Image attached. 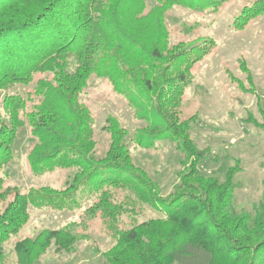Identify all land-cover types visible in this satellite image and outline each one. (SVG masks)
Listing matches in <instances>:
<instances>
[{
    "label": "trees",
    "instance_id": "obj_1",
    "mask_svg": "<svg viewBox=\"0 0 264 264\" xmlns=\"http://www.w3.org/2000/svg\"><path fill=\"white\" fill-rule=\"evenodd\" d=\"M155 1L148 9L146 0H0V90L29 84L37 73L52 75L39 78L28 99L6 92L2 100L0 264L8 262L6 244L29 221L30 204L81 207L82 200L71 196L85 189L98 194L87 213L100 211L106 230L117 239L104 252L110 264H264V190L254 213L236 214L235 177L242 167L230 166L224 180L202 174L200 164L209 150L195 145L190 120L180 122L175 112L190 82V69L210 53L214 41L170 46L166 14L176 5L217 12L229 0ZM263 14L264 0H254L242 8L234 25L243 30ZM192 52L196 57L191 60ZM183 63L184 70L171 71ZM93 75L130 95L140 110L138 116L149 127L136 133V144L150 148L169 139L185 152L181 184L169 198L160 195L156 182L134 162L129 132L118 119H107L110 146L104 156H95L93 117L80 100ZM260 113L264 118V107ZM254 124L264 129V121ZM26 125L34 141L28 153L33 173L76 168L65 189L45 186L24 192L16 185L5 186L14 142ZM117 190L126 191L122 201L115 198ZM61 194L70 198L69 204ZM134 200L164 215L118 228L120 215L135 213ZM78 239L70 228H46L36 237L18 239L13 253L17 264H34L52 244L59 252H72Z\"/></svg>",
    "mask_w": 264,
    "mask_h": 264
},
{
    "label": "rangeland",
    "instance_id": "obj_2",
    "mask_svg": "<svg viewBox=\"0 0 264 264\" xmlns=\"http://www.w3.org/2000/svg\"><path fill=\"white\" fill-rule=\"evenodd\" d=\"M146 2L148 9L156 3L155 0ZM252 2L254 0H229L217 12H198L176 5L166 14L170 46L179 43L205 46V40L214 41L210 53L190 69V82L175 112L180 122L190 120L189 134L195 145L209 150L207 159L200 164L202 174L218 175L224 180L230 166L239 164L242 167L235 177L233 211L236 214L254 213L264 190V129L254 124L256 119L264 121L260 113V108L264 107V14L252 19L243 30L234 25L242 8ZM189 57L195 59L196 53L192 52ZM185 65H180L178 70L172 66L171 71L175 74L184 70ZM51 76V73H37L29 84L0 90L1 112L4 113L2 100L6 92L28 99L39 78ZM33 97L38 101V96ZM147 98L145 96L143 100ZM80 100L93 117L97 158L104 156L110 146L111 136L104 126L109 117H114L129 132V148L134 162L156 182L160 195L169 198L177 191L187 156L176 142L169 139L158 140L150 148L136 144L133 139L136 133L149 126L138 116L140 110L131 103L130 95L116 91L107 78L93 75L81 92ZM31 104L28 101V109ZM33 145L31 128L26 125L18 131L14 142L15 157L7 168L5 186L16 185L24 192L45 186L65 189L73 181L76 168H57L40 175L33 173L28 160ZM86 190H79L71 196L82 200L81 207H35L30 204L29 221L5 246L6 264H17L13 247L18 239L36 237L46 228L64 227L79 236L73 251L59 252L52 244L34 264H110L104 252L115 245L117 239L106 230L108 223L100 211L95 215L87 213L86 209L98 201V194ZM125 192L117 190L115 198L122 201ZM60 197L69 204L70 198L63 194ZM133 202L135 213L120 215L118 228L164 215L142 201ZM261 259L260 256L259 262Z\"/></svg>",
    "mask_w": 264,
    "mask_h": 264
}]
</instances>
